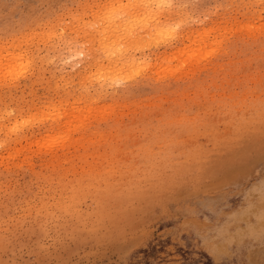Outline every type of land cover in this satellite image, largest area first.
Returning <instances> with one entry per match:
<instances>
[{
	"label": "rangeland",
	"instance_id": "1",
	"mask_svg": "<svg viewBox=\"0 0 264 264\" xmlns=\"http://www.w3.org/2000/svg\"><path fill=\"white\" fill-rule=\"evenodd\" d=\"M139 1L0 0V264H264V0Z\"/></svg>",
	"mask_w": 264,
	"mask_h": 264
},
{
	"label": "bare ground",
	"instance_id": "2",
	"mask_svg": "<svg viewBox=\"0 0 264 264\" xmlns=\"http://www.w3.org/2000/svg\"><path fill=\"white\" fill-rule=\"evenodd\" d=\"M140 1H141V0H140ZM140 1H139V2H140ZM144 1H145V0H144ZM149 1H150V0H149ZM149 1H148L147 3H149ZM159 1H160V0H159ZM159 1L157 0V2H159ZM160 2H161V1H160ZM130 3H131V2H130ZM144 3H145V2H143V4H144ZM147 3H146V4H147ZM152 3H153V2H152ZM159 4H160V3H159ZM159 4H157V5L160 6ZM147 5L149 6V4H147ZM162 5H163V3H162ZM126 6H127V5H126ZM130 6H131V5H130ZM136 6H137V5H136ZM138 6H140V4H139ZM121 7H122V6H121ZM127 7H128V6H127ZM140 7H141V6H140ZM140 7H139V8H140ZM144 7H145V6H144ZM115 8H117V7H115ZM123 8L125 9L126 7L123 6ZM131 8H132V7H131ZM145 8H146V7H145ZM162 8H163V7H162ZM118 9L121 10L122 8L120 9V7H118ZM143 9H144V8H143ZM143 9H142V10H143ZM153 9H154V8H153ZM122 10H123V9H122ZM144 10H145V9H144ZM147 10H148V8H147ZM149 10H150V9H149ZM156 10H157V9H156ZM127 12H128V11H127ZM145 12H146V11H145ZM149 12H150V11H149ZM114 13H115V12H114ZM137 13H138V12H137ZM150 13H151V12H150ZM128 14H129V13H128ZM131 14H132V13H131ZM161 14H162V13H161ZM115 15H116V14H115ZM125 15H126V13H125ZM91 16H92V15H91ZM113 16H114V15H113ZM125 17H126V16H125ZM130 17H131V16H130ZM152 17H153V16H152ZM152 17H151V18H152ZM109 18H110V17H109ZM109 18H108V19H109ZM104 19H105V18H104ZM158 19H159V17H158ZM110 20H112V19H110ZM116 20H117V19H116ZM116 20H115V21H116ZM119 20H121V19H119ZM126 20H127V19H126ZM130 20H131V19H129V21H130ZM132 20H133V19H132ZM107 21H108V20H107ZM115 21H114V20L111 21V22H114V26H115ZM108 22H109V21H108ZM131 22H132V21H131ZM131 22H128V21H127L126 23H129V25L132 26ZM148 22H149V20H148ZM155 22H156V21H155ZM161 22H162V21H161ZM119 23H121V25H123V24H122V23H123L122 21H121V22H120V21L117 22L118 26H119ZM126 23H125L124 26H128V27H129V25L126 24ZM137 23H138V22H137ZM144 23H145V22H144ZM117 24H116V27H117ZM157 24H158V23H157ZM138 25H139V24H138ZM143 25H144V24H143ZM146 25H148V24H146ZM111 26H113V24H111ZM114 26H113V27H114ZM133 26H134V25H133ZM158 26H159V25H158ZM109 27H110V26H109ZM116 27H114L113 29H112V27H110V29H112L111 32L109 31L108 33H106V32L109 30V29H107L106 32L104 33V34H106V35H104L103 33L100 32L101 36H102V35H104V37L107 36V37H105V39H108V38H109V35H110V36H111V35H112V36L115 35L114 33H116V32H115L114 29L119 30V28H118V27L116 28ZM120 27L123 28L122 26H120ZM136 27H137V26H136ZM146 27H147V26H146ZM148 27H149V25H148ZM148 27H147V28H148ZM103 28H104V27H103ZM157 28H158V27H157ZM123 29H124V28H123ZM123 29H122V30H123ZM165 29H166V28H165ZM113 30H114V33H113ZM117 30H116V31H117ZM120 30H121V29H120ZM120 30H119V31H120ZM124 30H125V29H124ZM126 30H127V29H126ZM148 31H149V29H148ZM159 31H160V30H159ZM102 32H103V31H102ZM124 32H125V31H124ZM132 32H133V31H132ZM160 32H161V31H160ZM73 33H74V32H73ZM109 33H110V34H109ZM119 33H120V32H119ZM137 33H138V32H137ZM108 34H109V35H108ZM123 34H124V33H123ZM116 35H117V34H116ZM101 36H99V37H97V38H100L101 43H102L104 37H101ZM121 36H122V35H121ZM123 36H124V35H123ZM123 36H122V37H123ZM131 36H132V35H131ZM147 36H148V35H147ZM139 37H141V36H139ZM157 37H158V36H157ZM112 38L114 39V36H113ZM149 38H150V37H149ZM159 38H161V37H159ZM109 39H110V38H109ZM139 39H140V38H138V40H139ZM145 39H146V38H145ZM151 39H152V38H151ZM151 39H150V40H151ZM111 40H112V39H111ZM111 40H110L109 42H111ZM158 40H159V39H158ZM160 40H161V39H160ZM105 41H108V40H104V42H105ZM116 41H117V40H116ZM116 41H115V42H116ZM130 41H131V38H130ZM135 41H136V40H135ZM142 41L144 42V40H142ZM151 41H152V40H151ZM109 42H106V43H109ZM131 42H133V41H131ZM139 42H141V41H139ZM152 42H154V41H152ZM95 43H96V42H95ZM97 43H100L99 40H98ZM118 43H119V42H118ZM122 43H123V42H122ZM154 43H155V42H154ZM157 43H158V42H157ZM163 43H164V42H163ZM109 44H110V43H109ZM139 44H140V43H139ZM155 44H156V43H155ZM110 45H111V44H110ZM90 46H91V45H90ZM126 46L130 47L131 45H130V46H129V45H126ZM136 46H137V45H136ZM136 46H135V47H136ZM140 46H141V45H140ZM109 47H110V46H109ZM112 47H113V46H112ZM131 47H132V46H131ZM142 47H143V46H142ZM85 48H86V47H85ZM87 48H88V47H87ZM114 48L116 49L115 45H114V47L112 48V50H110V52H108V53L106 52V53H105V54H106V55H105V58H113V56H112V57H107V54H108V56H109V55H112L111 52L114 53V52L118 51L117 49H116L115 51H113ZM95 49H96V48H95ZM108 49H109V48H107V51H109ZM110 49H111V48H110ZM124 49H125V48H124ZM129 49H131V48H129ZM138 49H139V48H138ZM91 50H92V49H91ZM131 50H132V49H131ZM89 51H90V50H89ZM94 51H95V50H94ZM124 51H125V50H124ZM124 51H123V52H124ZM82 52H83V51H82ZM86 52H87V51H86ZM103 53H104V52H103ZM115 54L118 55L117 52H116ZM174 54H175V53H174ZM89 55H90V54H89ZM92 55H93V54H92ZM103 55H104V54H103ZM128 55H129V54H128ZM172 55H173V53H172ZM172 55H171V56H172ZM164 56H165V55H164ZM99 57H100V56H99ZM103 57H104V56H103ZM114 57H116V55H115ZM124 57H125V56H124ZM132 57H133V56H132ZM132 57H131V59H132ZM105 58H103V60H104ZM121 58H122V57H121ZM161 58H164V57H161ZM166 58H167V57H166ZM115 59H117V60H115ZM115 59H114L112 62L115 61V63H116V61H118V58H117V57H116ZM131 59L129 58V61H130ZM119 60H120V58H119ZM168 60H171V59H168V58H167V61H168ZM106 61H107V60H106ZM108 61H109V60H108ZM126 61H127V60H126ZM129 61H128V62H129ZM131 61H133V62H131ZM131 61H130L131 63L129 62L131 65H132V63H133V65H134L135 62H136L134 59L131 60ZM134 61H135V62H134ZM120 62H121V61H120ZM128 62H127V63L122 62V63H125V65H126V64H128ZM137 62H138V61H137ZM164 62H165V61H164ZM122 63H120V64H122ZM130 64H129V65H130ZM137 64H138V63H137ZM125 65H123V66H125ZM131 65H130V66H131ZM135 65H136V64H135ZM130 66H128V67H130ZM116 67H117V66H116ZM125 67H126V66H125ZM134 67H135V66H134ZM118 68H119V67H118ZM126 68H127V67H126ZM122 69H123V68H122ZM108 70H109V69H108ZM125 70H126V69H125ZM122 71H123V70H122ZM123 73H124V72H123ZM111 74H113V73H111ZM110 76H111V75H110ZM118 78H119V77H118Z\"/></svg>",
	"mask_w": 264,
	"mask_h": 264
}]
</instances>
